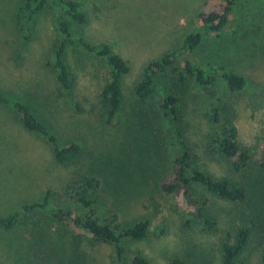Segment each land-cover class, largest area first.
Masks as SVG:
<instances>
[{"label": "trees", "instance_id": "1", "mask_svg": "<svg viewBox=\"0 0 264 264\" xmlns=\"http://www.w3.org/2000/svg\"><path fill=\"white\" fill-rule=\"evenodd\" d=\"M240 1L224 0L215 9L198 12V26L178 45L171 44L145 63L126 96L124 81L132 67L110 43L85 34L90 16L81 1L18 0L12 18L22 38L31 37L42 14L56 25L59 36L44 61L55 88L48 95L28 88L23 99H12L0 89V107H9L24 130L45 141L54 164L68 168L83 163L85 169L74 172L62 193L47 188L37 200L18 198L14 209L0 212V230H24L28 252L34 256L44 251L47 264H86L85 241L111 246L124 264H150L139 253L129 259L125 255L126 243L147 237L148 219L124 223L118 216L120 205L147 188L149 199L153 192L182 199L206 231L214 230L220 215L205 213L207 201L202 197L209 194L228 206L226 216L232 218L230 230L218 241L220 264H241L252 237L264 244V102L248 104L252 112L261 111L252 153L239 142L235 124L234 97L245 90L247 79L222 62L192 58L210 37H219L231 24ZM69 52L74 61L83 55L107 70L89 112L115 133L104 150L78 142V133L74 139L62 140L57 131L58 104L70 106L77 87ZM74 109L84 112L77 102ZM194 135L199 141L195 148L201 147L204 157L224 166L222 176H214L200 164ZM101 196L111 200L105 213L99 212ZM261 247L260 264H264ZM169 264L188 262L174 256Z\"/></svg>", "mask_w": 264, "mask_h": 264}, {"label": "rangeland", "instance_id": "2", "mask_svg": "<svg viewBox=\"0 0 264 264\" xmlns=\"http://www.w3.org/2000/svg\"><path fill=\"white\" fill-rule=\"evenodd\" d=\"M17 1L0 0V89L12 99H23L28 88L48 95L55 86L44 61L51 42L59 34L54 21L45 13L36 20L31 37L22 38L12 18ZM78 1L83 3L90 16L85 34L96 42L110 43L129 61L132 70L124 81L126 96L145 63L158 57L171 44H177L198 26V12L215 9L224 3V0ZM231 20L219 37H210L192 58L197 62H205L208 58L222 62L247 79L245 90L234 97L235 124L239 142L255 153L261 111L252 112L248 104L254 100L264 102V0H241L234 7ZM68 54L77 87L70 106L58 104V113L54 116V121L60 123L57 131L62 140L74 139L78 133V142L104 150L115 133L113 128L98 123L94 113L89 112L96 103L107 70L83 55H78L80 57L74 61L72 53ZM76 102L83 113L74 109ZM197 138L194 135L192 143L194 150L202 156L200 164H205L214 176H222L224 166L204 157L201 147L195 148V143L199 142ZM84 169L83 163L68 168L54 164L45 141L24 130L9 107H0V212L14 209L18 198L39 199L47 188L62 193L74 172ZM147 192L146 188L144 193L138 192L135 199L120 205V222L149 221V233L144 240L125 244L126 259L139 253L150 264H169L174 256L183 258L188 264H220L218 241L229 229L232 218L226 216L228 206L209 194L202 197V201H207L204 212L220 215L214 230L206 231L194 215V209L185 205L182 199L156 192L149 199ZM102 196L99 212L105 213L111 200ZM23 231L4 233L0 230V264H47L43 260L44 251L34 256L28 252L24 240L28 234L24 235ZM259 241L252 237L241 255V264H260L264 244ZM82 250L86 253V264H124L107 244L91 246L85 241Z\"/></svg>", "mask_w": 264, "mask_h": 264}]
</instances>
